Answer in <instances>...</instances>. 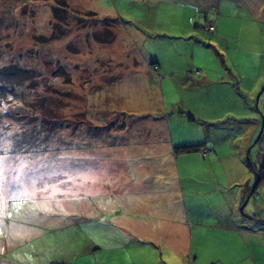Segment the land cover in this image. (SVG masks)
<instances>
[{
    "label": "rangeland",
    "instance_id": "obj_1",
    "mask_svg": "<svg viewBox=\"0 0 264 264\" xmlns=\"http://www.w3.org/2000/svg\"><path fill=\"white\" fill-rule=\"evenodd\" d=\"M246 1L0 0V70L31 72L0 82V264H167L89 194L93 167L151 148L162 115L174 145L213 143L199 199L241 190V239L196 226L190 262L264 264V0Z\"/></svg>",
    "mask_w": 264,
    "mask_h": 264
},
{
    "label": "crops",
    "instance_id": "obj_2",
    "mask_svg": "<svg viewBox=\"0 0 264 264\" xmlns=\"http://www.w3.org/2000/svg\"><path fill=\"white\" fill-rule=\"evenodd\" d=\"M246 3L248 7H255L253 0ZM212 22L218 30L219 23ZM157 120L153 135L156 139L151 142V148L119 151L116 157L123 158L120 166L110 158L109 164L93 167L94 187L89 194L94 201L91 205L108 214L115 234L120 232V236H127L134 247L147 246L150 259L153 249H157L160 256H167V264H196V260L190 262L194 232L202 236L196 226H207L215 234L223 231L227 237L234 234L241 239V190L232 200L225 197L208 200L209 196L199 199L215 191L208 189L213 184L210 174L212 152H215L211 147L213 143L198 141L190 144L208 148L204 156L199 150V153L176 152V146L186 144L174 145L168 117L162 115ZM148 124L155 125L153 122ZM234 156L240 163V151ZM190 172L194 174L191 176ZM205 185L209 186L203 189ZM218 209L220 212H216ZM148 229L151 231H146Z\"/></svg>",
    "mask_w": 264,
    "mask_h": 264
},
{
    "label": "trees",
    "instance_id": "obj_3",
    "mask_svg": "<svg viewBox=\"0 0 264 264\" xmlns=\"http://www.w3.org/2000/svg\"><path fill=\"white\" fill-rule=\"evenodd\" d=\"M53 15V22L52 26L54 25V21L58 20L60 16V13L58 11L54 10L52 13ZM56 37L54 32L51 34V36H37V39L44 42L47 41L49 38ZM155 69L158 68L157 64H152ZM31 77V72L26 68H17L16 66H8L0 70V82H15L19 83L21 81H27ZM1 102V101H0ZM200 149L199 145H180L175 147L176 152H191V151H197ZM262 170H264V167H261L259 173L257 174V180L256 183L259 182L262 178H264V175H262ZM261 173V174H260Z\"/></svg>",
    "mask_w": 264,
    "mask_h": 264
},
{
    "label": "built area",
    "instance_id": "obj_4",
    "mask_svg": "<svg viewBox=\"0 0 264 264\" xmlns=\"http://www.w3.org/2000/svg\"><path fill=\"white\" fill-rule=\"evenodd\" d=\"M205 29L207 30V31H209V32H214V30H215V24L212 22V21H210V22H208L206 25H205ZM199 152H200V154L202 155V156H204L207 152H208V148H206V147H201L200 149H199Z\"/></svg>",
    "mask_w": 264,
    "mask_h": 264
}]
</instances>
